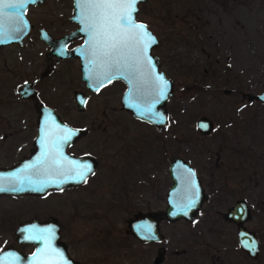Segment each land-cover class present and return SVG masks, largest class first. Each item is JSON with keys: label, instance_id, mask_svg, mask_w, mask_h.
<instances>
[{"label": "flooded vegetation", "instance_id": "af4514ba", "mask_svg": "<svg viewBox=\"0 0 264 264\" xmlns=\"http://www.w3.org/2000/svg\"><path fill=\"white\" fill-rule=\"evenodd\" d=\"M248 5L249 0H194L192 7H184L183 10H180V14L182 15L180 22L182 24L190 23L186 18L193 19L192 27L193 33L196 36L195 40L202 42L201 46L203 47V50H200L198 55H204L205 57L200 58L199 61L209 62L211 67L209 71L211 74H217L219 62L224 61L226 62L224 64L226 68L221 69L219 74L224 76L230 74L232 77L235 75L236 78L241 77V80L238 78L236 82H234L233 78L230 79L231 88L225 89L226 93L229 94L232 92L235 95L234 97H240V100L233 99L232 101L236 105L235 107L238 110L237 114H240V117H235L234 109L227 116L228 124L231 125L230 132H232L229 136L231 143L229 144L228 150L229 155L236 152L238 153L236 155L244 154L247 160V168L244 169L243 160H238L234 165L230 166L226 183L230 188H236L238 191L242 190V196L234 199L232 204L227 208L233 206L236 201H243L247 207L249 218L242 225L247 230L252 231L257 238L258 256L260 248H264V246L262 247L264 244V192L258 204L259 222L263 228L258 233L253 229L247 228V224H249L253 216L249 202L243 197V194L249 180L253 181V183H259L264 189V101L247 97L248 94L256 96L264 92L263 86L256 93H249V89L255 85V81L250 77L256 75L264 79V39L262 38L263 45L259 53L254 57V60L258 62L257 65L253 60L248 61L243 59L249 54V50L253 51V48L249 47L248 15L246 17L245 13H240L248 8ZM258 7V12L264 14V0H258ZM136 13L135 20H137ZM24 18L27 23V31L21 38V41L19 43H10L3 47L10 48L11 46H17L22 48V51H25L23 54L27 53L26 60H28V63H30L29 60L32 56V46L39 47V60L34 59L33 61L31 59L33 61L32 69L26 70L23 73L21 72L22 78L16 90L17 95L23 103L30 104L35 115L31 118L30 122L29 118H27L28 122L18 123L19 134L24 136V140H20L19 145H15L14 147L20 150L21 146H23L24 149L19 151V156L14 161L1 162L0 167H11L33 153L35 155V169L39 180H50L53 178L55 182L51 189L38 194H0V236H8L9 238V240L6 239L0 242V252L8 250L9 252L19 253L22 256L31 254L35 244L19 243L17 230L20 225L31 220H36L39 223L36 230L37 234L42 233L41 227L44 222H49L52 226H57L56 229L52 227L48 231L45 230L46 235H54L50 238L47 237L45 241L50 242L51 248L56 251L60 249L64 250L66 256L64 261H69L71 264H83L82 260L75 256L71 247L70 238L74 235V231H76L78 233L76 236L80 238L81 243L85 237L90 235V230H73L75 221L84 222L89 217V205L94 207L95 211L94 209L92 210L94 214L101 216L100 204L106 172H109L113 168L119 169V172H123V169L127 168L128 170L130 168L129 166L136 165L138 159L135 154L139 152L136 148L138 144L141 147L143 145L145 146V149L141 148L140 150L144 153L146 159H150L151 163L153 162L156 168H159L164 173L162 183H167V186H164L166 187L164 190L165 195L162 199L165 202L164 208L166 207V193L171 184L169 174L170 161L175 157L184 160L178 155L181 152L179 147V152L170 159L169 148L165 145V143H169V140L168 138L167 141L163 139L165 133L168 134L167 137L170 134L172 136L174 135L173 139H175V133L170 132V123L176 117L172 125L177 124V132L179 134H177L178 145H181V142H183L180 136L181 118L179 117L182 113L181 103L178 102L176 105L178 115L176 113L177 111L173 108L175 106H170L175 84L174 79L170 76L171 64L169 60H171V57L166 56L163 59L159 55L151 52L153 48L150 50L151 55L157 57V70L161 71L163 76L171 81V95L163 106L166 123L162 126H155L131 116L128 111L122 109L120 98L125 89V85L120 80H110L95 89H90L86 86L81 78L82 65L80 59H85L90 53L77 51L76 55L73 56L68 53L77 50L83 44L85 36L87 37L89 35V31L81 30L79 27L72 0H43L40 3H29L26 6ZM165 18L167 19V25H169L171 19L168 9ZM188 26L190 24L187 25V28L190 29ZM207 26H211V33L208 32ZM152 34L155 36L154 33ZM39 45L42 46V51ZM239 51L242 52L241 59L237 55ZM90 55H94L93 59H96L95 53H91ZM242 59L243 61L241 62L240 60ZM203 70L207 72L205 68ZM239 81H241V84L238 83ZM107 93L108 95H105ZM93 97H98L97 100H93L97 102L92 105L93 110L91 112L93 114L86 115L84 113L88 112L90 99ZM244 103H254V110L243 111L242 109L245 107V105L243 106ZM100 105L103 108L98 113V106ZM36 107L49 109L55 116H41L40 112L35 110ZM107 109L119 115L126 116L127 119L133 122H138L146 126L152 132L147 134L148 138L139 137L141 134H134L132 135L133 138L130 139L132 136L127 137L125 127L120 126L117 122L121 117L113 118L111 114L106 115L108 113L106 112ZM243 113L251 115L252 129L251 132L240 134L237 132L240 126L235 124L236 122L234 121L239 120L242 122L247 117L242 116ZM197 120L195 121L196 131L201 135H209L213 130V122L209 119L211 131L203 134L196 126ZM234 125H238L237 128ZM122 127L124 131H122ZM129 139L130 143L128 142ZM150 139L159 141L156 148L155 146H153V149L149 148L151 144L149 143ZM235 139L241 140L242 145L240 148L235 144ZM114 146L117 148L113 149ZM147 152H155V157L152 158L149 156L150 154H146ZM253 153H257L259 158L253 160L250 165V156H253ZM148 159L147 161L150 163ZM145 160L140 159V165L143 162L145 163L143 168L148 166ZM192 169L203 190L202 182L205 178H202V171L198 170L199 168L196 170L194 168ZM53 170L57 171L58 175L50 177L48 172ZM79 172H84L83 179H80L78 176ZM67 179H69V183H65ZM146 182L142 178L140 182L134 183L133 186L134 188H138V186L141 187L140 185L144 186ZM203 194L205 197L201 201L200 207L193 216L192 221H185L183 218L177 220H183L189 223L193 222L201 213L205 216L204 201L206 202L208 200V196L204 191ZM64 195L69 197L66 206L58 201V197ZM7 199L15 200L14 205L22 203L25 199H31L33 205L26 214L12 209L17 212L15 215L14 211H11L12 213L7 212L5 210L7 206L1 203V200L6 203ZM20 206L22 205L16 207ZM164 208L156 211L136 210L126 220V232L132 236L128 231L127 223L135 215L161 212ZM227 208L224 209V212ZM215 212L234 229L236 246L240 250L241 255L250 258L237 244L235 223L224 220L221 216L224 213L223 211L216 210ZM162 220L169 222L161 218L157 223L158 231L159 223ZM161 236L160 241L151 240L147 242L139 241L132 236L143 247L148 246L147 251H144L145 255L141 257L146 260L145 264H153L159 249L161 252L158 264H169V248L164 245H159L163 240V235L161 234ZM177 252L179 251H174V253ZM138 258L139 255L138 257L135 256L132 264H138ZM219 258V255H216V258L214 256L211 258L210 256V260L206 264H216V260ZM238 262L231 260L227 264H238ZM190 263L194 264L192 262Z\"/></svg>", "mask_w": 264, "mask_h": 264}, {"label": "rangeland", "instance_id": "374dc122", "mask_svg": "<svg viewBox=\"0 0 264 264\" xmlns=\"http://www.w3.org/2000/svg\"><path fill=\"white\" fill-rule=\"evenodd\" d=\"M193 4L194 0H146L139 4L136 13V19L144 22L158 40L151 52L163 59L166 56L171 57L169 60L171 64L170 76L174 79L175 84L170 106H175L173 108L177 111L176 105L178 102L181 103L182 113L179 115L181 124H179L183 142L178 145L177 124L172 125L176 120L174 117L175 120L170 123V132L175 133V139L171 134L167 137V133L163 137L164 141H167V138L169 140L168 144L165 143L169 148V157L171 159L178 153L179 147L181 152L178 155L194 170L199 168L198 170L202 171V178H205L202 182L203 191L208 196V200L204 201L205 213L207 215L210 212L207 217L201 213L193 222L189 223L183 220L175 222L162 220L159 223V231L163 235V240L159 245L169 248V264H191L190 262L206 264L210 260V256L216 258V255L220 256L216 260V264H227L231 260L239 261L238 264H264V248H260L257 258L242 256L236 246L234 229L215 212L216 210L224 212V209L230 206L234 199L242 196V190L230 188L226 183L230 166L238 160H243L244 169L247 168L244 154L236 155L238 154L236 152L229 155L228 150L231 143L229 136L232 132H230L231 125L228 124L227 116L234 109L235 117H240V114H237L236 105L232 103L233 99L240 100V97L236 98L232 92L228 94L225 91V89L231 88L230 79L233 78L236 82L238 78L241 80V77L219 74L221 69L226 68L224 61L219 62L217 74L210 73L211 67L208 61H199L200 58L205 57L198 55L203 47L201 46L202 42L195 40L196 36L192 27L193 19L186 18L190 23L182 24L180 22L182 17L180 10H183L184 7H192ZM166 8L170 12L171 22L169 25L165 18ZM258 8V0H249L248 8H243L244 10L240 12L245 13L246 17L248 15L249 47L253 48V51L249 50V54L243 59L253 60L256 65L258 62L254 60V57L259 53L263 45L262 38L264 39V14L259 13ZM188 24H190L188 26L190 29L187 28ZM207 30L211 33V26H207ZM39 46L42 51V46ZM23 52L25 51L17 46L0 47V163L12 162L19 156V151L24 147L21 146V149L18 150L19 148L16 149L14 146L19 145L20 140H24V136L19 134L18 123L28 122L27 118L30 122L35 115L30 104H24L16 90L22 78L21 72L32 69L34 59L39 60L40 51L39 47L32 46L30 63L26 60L27 53L23 54ZM237 55L240 59L242 58L241 51ZM243 59L240 61L242 62ZM204 68L207 72H204ZM250 78L255 81V85L249 89V93L254 94L263 88L264 79L256 75ZM97 99L98 97L90 99L88 112L86 111L87 113L84 114H93L91 112L92 105L97 103L93 100ZM244 105L243 111L254 110V103H244ZM98 107V113H100L103 107L102 105ZM106 112H108L106 115L111 114L113 118L121 117L117 122L120 126L125 127L127 137L141 134L143 136L139 135V137L148 138L147 134L152 132L146 126L127 119L126 116L119 115L109 109ZM176 113L178 115V111ZM201 116H205L213 122V130L209 135H201L195 129V121ZM242 116L247 117L242 122L234 121L240 126L237 132L240 134L251 132V115L243 113ZM238 125H234V127L237 128ZM122 131H124L123 127ZM132 138L133 136L130 139ZM158 142L150 139L149 148L153 149V146L156 148ZM235 144L240 148L242 142L235 139ZM144 147L139 144L136 147L139 151L135 154L138 159L136 165L129 166L128 170L127 168L123 169V172L114 168L106 172L100 204L101 216L94 214L92 211L94 207L89 205V217L84 222L75 221L73 230H90V235L85 237L81 243L80 238L76 236L78 234L76 231L70 238L73 252L77 258L82 260L83 264H132L135 256L138 257V255V264H145L146 260L141 257L145 255L144 251H147L148 246L143 247L126 232V220L136 210H162L165 206L162 199L165 195L166 187L164 186H167V183H162L164 173L147 158L150 161L148 163L144 153L140 150L141 148L145 149ZM116 148V146L113 147V149ZM146 154H150L149 156L152 158L155 157V152ZM135 155L133 156L135 157ZM141 155L142 157H140ZM256 158H259L257 153L250 156V165ZM140 159L143 161L146 159L148 164L146 168H143L144 162L140 165ZM142 178L148 182V186L146 182L144 186L140 185L141 187L134 188V183L140 182ZM263 192L264 189L259 183L249 180L243 194V197L249 202L253 216L247 224V228L253 229L256 233L263 228L260 226L258 217V204ZM159 196L161 197L159 198ZM2 201L1 203L7 206L5 210L9 213L14 211L15 215L17 212L26 214L33 205L31 199H25L16 205H14L15 200L7 199L6 203ZM58 201L66 206L69 197L67 195L58 197ZM18 205L22 206L16 207ZM12 209H16L17 212ZM6 239L9 240L8 236H0V242ZM174 251L179 252L174 253Z\"/></svg>", "mask_w": 264, "mask_h": 264}, {"label": "water", "instance_id": "95a60500", "mask_svg": "<svg viewBox=\"0 0 264 264\" xmlns=\"http://www.w3.org/2000/svg\"><path fill=\"white\" fill-rule=\"evenodd\" d=\"M41 1L43 0H34L32 3H40ZM145 1L138 0L135 5L136 10L133 13L134 23L144 26H146L144 22L135 20V13L138 5ZM3 2L12 3L14 0H3ZM28 4L23 9L18 10L22 13L20 17L22 25L15 19V13L12 10H4V29L2 34H0V47L10 43H19L25 35L27 23L24 18V12ZM72 4L80 29H85L86 24L81 22L80 0H72ZM18 26L21 27V30L17 32L15 29ZM87 31H89V35L85 36L83 44L77 50L68 52L71 56L76 55L77 51L96 54V59H93L94 55L90 54L85 59H80L82 65L81 78L86 86L90 89H95L110 80H120L125 85L120 98L122 109L128 111L131 116L147 123L155 126L164 125L166 116L163 106L171 95V81L165 78L161 71L157 70V57L150 53V50L157 45L155 36L146 27V31L152 37L153 42L148 44L142 56H138L137 49L141 46L139 30L124 26L119 29H110V35L116 36L117 40L124 39L123 36H118L117 32L127 35L126 45L124 43L118 44L116 51L108 47V45L114 43L112 39L106 38L103 34H92L93 29H88ZM105 51L112 52V56L103 55ZM117 60L119 61V67L114 63ZM105 73L111 78L105 79ZM158 77L163 79V84L160 83ZM247 97L264 101V92L256 96L248 94ZM35 110L40 112L41 116H55L49 109L44 107H36ZM196 126L203 134L211 131V123L207 117H200L196 122ZM35 161V155L32 153L29 157L21 159L11 167H0V187L8 189L0 191V194H38L51 189L55 180L51 178L50 180L40 181L36 173ZM48 173L50 177L58 175L55 170ZM169 174L171 184L166 193L167 201L164 210L161 212H150L145 215H135L127 223L129 233L139 241L161 240L162 236L157 227V223L161 218L169 222H174L179 218H183L185 221H192L193 216L200 207L201 201L205 197L193 169L184 160L173 158L170 161ZM20 181H23V183H20ZM65 183H69V179ZM14 188H23L24 190H11ZM221 216L224 220L235 223L236 239L240 249L250 258H256L258 251L257 238L252 231L247 230L242 225L249 218L247 207L243 201H236ZM38 224L36 220H31L20 225L17 230L19 243L35 244L33 252L27 256H22L19 253L3 250L0 252V264H71L69 261H64L66 259L64 250L56 251L51 248L50 242L45 241L47 237L54 236L53 234L46 235V231L52 227L56 229L57 226L44 222L41 227L42 233L37 234ZM29 236L45 238L26 239ZM160 252L161 250L159 249L153 264H158Z\"/></svg>", "mask_w": 264, "mask_h": 264}, {"label": "snow or ice", "instance_id": "6c2138e0", "mask_svg": "<svg viewBox=\"0 0 264 264\" xmlns=\"http://www.w3.org/2000/svg\"><path fill=\"white\" fill-rule=\"evenodd\" d=\"M34 0H14L12 3H4L0 0V34H2L4 29V10L10 9L15 13V19L20 22L22 21L20 17L22 13L18 10L23 9L26 4L32 3ZM138 0H80L82 23L86 24L85 31L88 29H93L94 35L103 34L106 38L112 39L114 43L108 45L113 51L117 50V45L124 43L126 45L127 35L125 33L117 32L118 36H123V40H117L116 36L110 35V29H119L121 26L136 29L140 32V47L137 49L138 56H142L146 51L148 44L153 42L152 37L146 31V26L142 24H136L133 20V13L136 8L135 5ZM21 27H16L15 31H20ZM103 55L111 57L112 52L105 51ZM117 67H119V61H114ZM105 79H110L111 77L105 73ZM160 83L163 84V79L158 77ZM87 167V166H86ZM90 170V168H88ZM78 176L80 179L84 178V172H79ZM23 183V181H20ZM3 187H0V191H5ZM13 191H22L23 188H14ZM40 190V189H36ZM44 239L45 237H26V239Z\"/></svg>", "mask_w": 264, "mask_h": 264}]
</instances>
